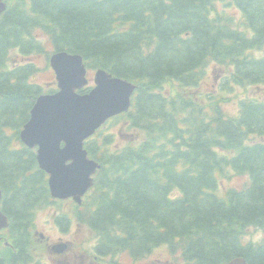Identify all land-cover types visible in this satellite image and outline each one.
Segmentation results:
<instances>
[{
  "label": "trees",
  "instance_id": "1",
  "mask_svg": "<svg viewBox=\"0 0 264 264\" xmlns=\"http://www.w3.org/2000/svg\"><path fill=\"white\" fill-rule=\"evenodd\" d=\"M7 4L0 17V186L12 229L6 238L20 237L14 249L2 247L0 264L34 263L40 252L25 230L52 203L67 208L62 219L87 227L103 255L134 261L163 248L175 264L238 257L264 264V238L245 241L264 236V0ZM15 50L31 63L11 69ZM62 51L81 55L90 72L137 85L130 111L86 142L101 170L82 206L52 201L35 150L20 140L24 123L14 121L28 120L37 97L56 91L31 81L39 72L32 60L48 62ZM220 75L215 93L209 83L215 87ZM113 129L129 143L113 145Z\"/></svg>",
  "mask_w": 264,
  "mask_h": 264
},
{
  "label": "water",
  "instance_id": "2",
  "mask_svg": "<svg viewBox=\"0 0 264 264\" xmlns=\"http://www.w3.org/2000/svg\"><path fill=\"white\" fill-rule=\"evenodd\" d=\"M6 8L5 1L0 0V16ZM50 62L59 90L37 99L20 136L29 148H38V165L49 175L52 196L73 198L81 204L101 168L89 158L85 141L109 119L129 110L136 85L99 70L92 90L80 94L89 83L83 57L59 52ZM7 226L8 218L0 211V230ZM229 264L248 262L239 257Z\"/></svg>",
  "mask_w": 264,
  "mask_h": 264
},
{
  "label": "flooded vegetation",
  "instance_id": "3",
  "mask_svg": "<svg viewBox=\"0 0 264 264\" xmlns=\"http://www.w3.org/2000/svg\"><path fill=\"white\" fill-rule=\"evenodd\" d=\"M32 223L33 227L25 232L29 234L27 239L37 242L35 248L40 252L33 264H87L86 253L92 252L94 241L90 238L83 243H77L73 236L74 232L86 231L89 234L87 227L78 221L70 220H49L42 227L37 226L36 221ZM11 231L10 225L0 231V237L3 239L0 240V250L3 246L14 249V244L20 236L6 238ZM64 254H68V257L63 259Z\"/></svg>",
  "mask_w": 264,
  "mask_h": 264
},
{
  "label": "rangeland",
  "instance_id": "4",
  "mask_svg": "<svg viewBox=\"0 0 264 264\" xmlns=\"http://www.w3.org/2000/svg\"><path fill=\"white\" fill-rule=\"evenodd\" d=\"M12 57L14 59V62L10 63L11 69L18 67L21 64L25 65L31 62V60L23 58V56L19 53V50H15ZM32 61L36 64L39 72H37L35 75L31 77V81L35 84L40 85L43 89H45V91L48 90V88L50 87V84L57 86L54 72L52 70L46 71V72L42 71L43 68L47 67L45 58H43V56H40L39 58L33 59ZM209 72H211V68L209 69ZM90 75L93 76L94 72H92ZM209 86L212 90L213 87H212L211 82L209 83ZM25 120H26V117L23 115L16 117L14 119V121L21 123V124L24 123ZM112 133L115 135L114 143H113V145L115 146H121V145L125 146L129 143L131 139L130 137L125 136L127 134L125 131L120 132L119 129H113ZM234 182L239 183L240 179H235ZM49 205L46 208L37 211L36 216H35L37 226L39 227L45 226L47 221L59 218L62 215V213H64L67 209L66 207H60L59 205H55L53 203ZM58 208H61L62 211L59 212ZM73 236L75 237L74 238L75 242L83 243L85 239L87 238V232L86 231H82L78 233L74 232ZM263 237H264L263 234L261 232H258V233H255L254 235L248 236L245 241L246 242L248 241L256 242V241L262 240ZM168 253L166 249H162L161 252L156 251L155 253H153V255L143 254L140 256L139 259L134 260V261L132 260L130 255L120 253L118 259L122 264H174L173 258ZM67 257H68V254L63 255V259ZM99 262H101V264H109V256H99Z\"/></svg>",
  "mask_w": 264,
  "mask_h": 264
}]
</instances>
